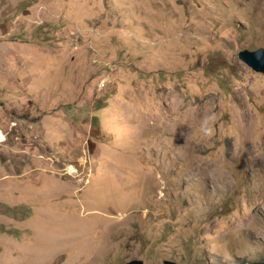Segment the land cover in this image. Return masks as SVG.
<instances>
[{
  "label": "rangeland",
  "instance_id": "rangeland-1",
  "mask_svg": "<svg viewBox=\"0 0 264 264\" xmlns=\"http://www.w3.org/2000/svg\"><path fill=\"white\" fill-rule=\"evenodd\" d=\"M260 48L264 0H0V264L263 262Z\"/></svg>",
  "mask_w": 264,
  "mask_h": 264
},
{
  "label": "water",
  "instance_id": "water-1",
  "mask_svg": "<svg viewBox=\"0 0 264 264\" xmlns=\"http://www.w3.org/2000/svg\"><path fill=\"white\" fill-rule=\"evenodd\" d=\"M239 59L243 61L248 67L258 73H264V48H260L255 51L244 50L239 53ZM121 264H144L140 260H133L128 263H121ZM164 264H177L173 261H165ZM253 264H264L263 262L260 263H253Z\"/></svg>",
  "mask_w": 264,
  "mask_h": 264
},
{
  "label": "bare ground",
  "instance_id": "bare-ground-1",
  "mask_svg": "<svg viewBox=\"0 0 264 264\" xmlns=\"http://www.w3.org/2000/svg\"><path fill=\"white\" fill-rule=\"evenodd\" d=\"M254 116V115H253ZM252 116L251 114V117H252V120L250 121V123L248 124L249 127H248V132H249V137H250V140H249V143H250V146L252 149H255L256 147V143L253 142V137L255 135V125H254V117ZM262 139V138H260ZM6 140V136H5V133H3L2 131H0V143L5 141ZM261 141V140H260ZM259 147L261 148H264V143L263 144H260L259 143ZM253 161V160H252ZM73 170V168H70ZM75 170V169H74ZM75 174V173H74Z\"/></svg>",
  "mask_w": 264,
  "mask_h": 264
}]
</instances>
